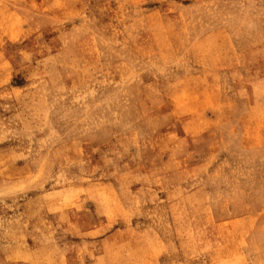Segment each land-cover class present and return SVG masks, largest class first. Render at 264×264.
Here are the masks:
<instances>
[{
  "label": "rangeland",
  "instance_id": "obj_1",
  "mask_svg": "<svg viewBox=\"0 0 264 264\" xmlns=\"http://www.w3.org/2000/svg\"><path fill=\"white\" fill-rule=\"evenodd\" d=\"M0 264H264V0H0Z\"/></svg>",
  "mask_w": 264,
  "mask_h": 264
}]
</instances>
